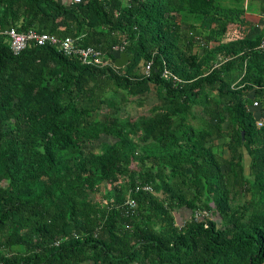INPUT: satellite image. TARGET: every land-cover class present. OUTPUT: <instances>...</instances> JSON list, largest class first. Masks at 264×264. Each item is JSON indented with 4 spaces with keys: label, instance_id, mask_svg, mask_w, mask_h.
I'll return each instance as SVG.
<instances>
[{
    "label": "trees",
    "instance_id": "16d2710c",
    "mask_svg": "<svg viewBox=\"0 0 264 264\" xmlns=\"http://www.w3.org/2000/svg\"><path fill=\"white\" fill-rule=\"evenodd\" d=\"M224 1L0 0V31L72 38L111 63L50 44L15 54L0 36V260L264 264V129L250 108L264 99V33L197 52L232 25L250 30ZM153 91L150 116L120 119ZM104 135L116 141L98 151Z\"/></svg>",
    "mask_w": 264,
    "mask_h": 264
},
{
    "label": "built area",
    "instance_id": "2783aa9c",
    "mask_svg": "<svg viewBox=\"0 0 264 264\" xmlns=\"http://www.w3.org/2000/svg\"><path fill=\"white\" fill-rule=\"evenodd\" d=\"M75 3H81L82 0H73ZM1 35H7L8 42L12 51L15 54H20L21 52L25 51L27 48L31 47L32 45L35 46H44L46 44H50L58 48L60 52L69 56V57H79L84 64L92 65L95 67H106L110 66L111 63L104 59L103 54L101 51L94 49L93 47H82L80 43H77L76 40L72 38H67L65 40L58 39L57 37L40 33L37 30H29L25 32H21L16 28H12L5 32L0 31ZM125 51V46H116L114 48L115 54H121ZM152 69V62H149L146 66V74L149 76ZM163 77L167 80H174L178 83H181L182 80L174 75L171 70L165 69ZM260 102L255 101L253 106L260 107ZM139 189V188H138ZM145 191H152L153 187L151 185H144L142 187ZM131 208H135L137 206L134 200H128L127 202ZM196 218L199 217H209L210 213L207 211L203 212H196ZM0 264H6L4 261L0 260Z\"/></svg>",
    "mask_w": 264,
    "mask_h": 264
},
{
    "label": "rangeland",
    "instance_id": "374dc122",
    "mask_svg": "<svg viewBox=\"0 0 264 264\" xmlns=\"http://www.w3.org/2000/svg\"><path fill=\"white\" fill-rule=\"evenodd\" d=\"M224 3L230 6H242L246 9L247 17L252 22L250 30L248 31V33H246L244 27L242 29H239L240 27L232 25L229 28L230 30H228L227 34L218 40L207 44L205 40L201 39L199 47H197V52L202 53V51H204V47H207L208 45L209 48H215L222 43H228L240 37L248 36L250 38H256L264 33V0H241L240 2L225 0ZM116 98L120 101L121 96H118ZM141 100L134 98L128 103L121 105L119 110L117 111L120 119L130 118L136 120L142 116H150L152 114V108L160 103V99L155 91L151 92L148 96H146V98H144V104H141ZM201 109L202 108L200 107L196 108V113L199 117L203 116ZM193 122L197 123L196 120ZM115 141L116 139L114 137L104 135L96 143V145L98 148L101 147L104 143L113 144ZM98 151H102V148H98ZM220 152L224 154V152H226L225 148L222 147L220 149ZM229 155L231 156V152L229 153ZM103 191H105V188L103 189ZM237 200H239V198H237Z\"/></svg>",
    "mask_w": 264,
    "mask_h": 264
},
{
    "label": "crops",
    "instance_id": "0c3cea01",
    "mask_svg": "<svg viewBox=\"0 0 264 264\" xmlns=\"http://www.w3.org/2000/svg\"><path fill=\"white\" fill-rule=\"evenodd\" d=\"M261 105L260 107H255V106H250L251 110L254 112V115H255V118H256V121H257V124H258V127L259 129H264V99L262 101H260ZM217 143L224 147L226 152H224V157L226 159H230L231 156L229 155V149L227 146H225V139L224 138H221L217 141ZM191 216V213H189L188 211H185L183 210L181 212V218L180 219H183V218H188Z\"/></svg>",
    "mask_w": 264,
    "mask_h": 264
},
{
    "label": "water",
    "instance_id": "95a60500",
    "mask_svg": "<svg viewBox=\"0 0 264 264\" xmlns=\"http://www.w3.org/2000/svg\"><path fill=\"white\" fill-rule=\"evenodd\" d=\"M133 59L132 55H129L127 52H123L118 59H116L115 64L118 67L126 66ZM245 133H243L244 137Z\"/></svg>",
    "mask_w": 264,
    "mask_h": 264
}]
</instances>
